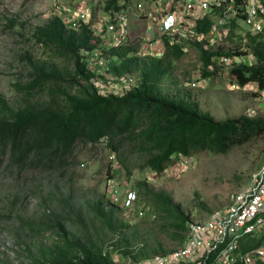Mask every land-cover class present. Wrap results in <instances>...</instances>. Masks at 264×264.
Returning a JSON list of instances; mask_svg holds the SVG:
<instances>
[{
  "label": "trees",
  "instance_id": "16d2710c",
  "mask_svg": "<svg viewBox=\"0 0 264 264\" xmlns=\"http://www.w3.org/2000/svg\"><path fill=\"white\" fill-rule=\"evenodd\" d=\"M121 1L130 0H106L105 9L116 7ZM7 20L12 22L9 18ZM212 23V19L206 17L200 20L198 27L201 31H208ZM239 25L235 19L226 41H233L238 35L239 40L233 42L241 44L246 41L245 50H240L241 45L234 49L220 46L213 50L205 49L201 44L195 46L202 63L201 73L205 77L217 74L220 66L214 59L220 55L234 56L251 51L257 58L256 64L239 65L232 73L242 87L256 83L258 89L264 91V31L244 36L237 34ZM34 37L52 47L53 57L58 62H51L48 58L35 59L27 52L22 56L29 67L26 80L14 84L24 95L23 104L14 108L1 99L0 163L8 154L7 169L18 168L20 171L32 166L59 171L66 176L69 159L78 143L96 144L106 138L128 174L131 173L129 163L122 152L127 140L134 142L136 150L144 157L143 169L162 173L174 164L177 154L183 157H193L203 151L225 154L234 146L264 134V117L251 118L245 114L217 120L201 107L199 98L190 89L174 93L166 91L164 81L173 71L175 61L187 53L180 47H167L159 58L137 55L139 42L113 49L112 53L123 58L112 72L121 75L137 71L141 80L127 93L102 95L90 82L86 62L81 56V49L95 45L89 25L70 28L61 16L52 15L36 28ZM61 61L62 68L55 69V64ZM69 64L72 66L70 70L67 69ZM210 65L212 69H208ZM137 186L152 207L143 219L163 218L162 229L178 239L182 246L190 231V214L166 190H156L146 180L137 181ZM68 197L75 201L79 199L72 194ZM78 205L77 202L67 203V209L69 212L80 211ZM87 206V216L81 217L78 212L70 220L71 224L66 215L48 214L53 219V226L48 227H56L59 241L48 248V258L35 264H116L113 247L119 243L121 250L135 260L170 251L159 245L150 249L149 244L139 242L135 250L127 246L129 241L123 229L130 224L120 217L124 209L111 198L103 200L100 195L94 196ZM85 221L101 225L114 236L117 233L122 236L111 244L112 248H107L89 231ZM82 229L83 233L78 236ZM263 242V238H247L241 247L247 250Z\"/></svg>",
  "mask_w": 264,
  "mask_h": 264
},
{
  "label": "rangeland",
  "instance_id": "374dc122",
  "mask_svg": "<svg viewBox=\"0 0 264 264\" xmlns=\"http://www.w3.org/2000/svg\"><path fill=\"white\" fill-rule=\"evenodd\" d=\"M55 1L57 0L0 1V114H3L2 98L14 108L24 102L23 93L14 85L26 80L29 71L23 55L28 52L35 59L48 58L51 62H58L53 57L52 47L34 37L36 28L52 17V11L57 6ZM72 1H76L73 7L70 4L73 10L81 7L91 9L92 22L98 21L106 2ZM7 18L12 22H8ZM238 22L240 28L237 34H243L246 25L242 19ZM143 32V24L137 23L134 37H139ZM226 39L217 40L211 45V49L220 46L234 49L237 45H241L240 50L247 48L244 40L241 44L233 42L239 40L238 35L233 41ZM246 54L251 58L255 56L251 51ZM62 65V61L55 64V69L62 68ZM67 69H72L71 64ZM201 69L199 51L193 47L180 60L175 61L173 71L164 81L166 91L174 93L184 88L190 89L199 98L201 107L210 111L217 120L238 118L251 110H254V117H264V91L259 90L256 83H249L238 89L232 88L225 75L226 69L220 67L219 72L208 76L204 84L192 86L191 82L202 74ZM118 76L120 74L109 70L105 79L114 82ZM111 151L106 139L96 144L78 143L69 159L66 176H62L59 171L32 166L20 171L18 168L7 169V154L6 159L0 163V264H35L42 258H48V248L59 241L56 227H48L53 226V219L48 214L56 212L66 215L69 223L78 212L81 217L87 216V203L91 197L100 195L103 200L109 199L110 181L113 178L123 181L121 184H124V188L137 189V181L146 180L156 190H166L175 202L181 204L190 214L189 224L206 219L213 211L231 204L234 195L248 188L253 176L262 169L264 134L243 145L234 146L225 154L200 152L193 156V165L183 173L178 175L175 167L169 166L168 172L158 174L156 178L149 177L153 170L143 169L141 166L144 164V157L136 150L134 142L127 140L122 147L130 174L110 162ZM120 193L122 194V190ZM69 194L79 197L78 201L68 197ZM65 202H77L81 210L69 212ZM120 217L130 224L123 232L129 241L127 246L134 250L138 242L149 244L150 249L157 245L166 250L181 246L178 239L162 229L161 217L133 220L123 211L120 212ZM85 223L89 231L107 248H112L111 244L122 236L120 233L114 236L92 221ZM76 225L82 228V225ZM82 233L83 229L77 234L81 236ZM113 250L116 264H136L151 258L145 256L135 260L121 250L120 243Z\"/></svg>",
  "mask_w": 264,
  "mask_h": 264
},
{
  "label": "built area",
  "instance_id": "2783aa9c",
  "mask_svg": "<svg viewBox=\"0 0 264 264\" xmlns=\"http://www.w3.org/2000/svg\"><path fill=\"white\" fill-rule=\"evenodd\" d=\"M54 3L57 6L52 14L61 16L68 27L77 29L87 24L93 29L95 45L82 49L81 54L90 74V82L102 95L127 93L137 87L141 80L137 72L122 74L114 82L105 79L109 70L118 66L123 58L111 53L112 49L139 42L140 48L136 54L151 58L161 57L167 47H180L187 52L201 44L205 49H211L214 42L228 36L235 19L244 21V36L264 31V0L121 1L110 9L104 6L96 22L90 19V8L72 9L76 1L57 0ZM206 17L212 19V26L208 31H201L198 23ZM139 22L143 24L144 32L134 37V28ZM214 60L226 69L229 84L236 89L241 85L232 73L233 68L257 62L255 56L251 58L247 54L220 55ZM212 68V65L208 67ZM206 79L200 74L191 85L199 86ZM247 116L254 117V110L248 112ZM109 159L115 167L123 169L114 151H111ZM192 165L193 157L178 155L171 167H175L179 175ZM169 169L162 173L153 171L149 177L156 178V175ZM122 182L115 178L110 181L109 198L124 209L127 217L133 220L145 217L151 212V205L141 196L139 189L124 188ZM247 238L264 239V166L253 176L248 188L234 195L231 204L218 208L206 219L191 223L182 246L136 264H264V242L243 250L241 243Z\"/></svg>",
  "mask_w": 264,
  "mask_h": 264
},
{
  "label": "clouds",
  "instance_id": "9594fccd",
  "mask_svg": "<svg viewBox=\"0 0 264 264\" xmlns=\"http://www.w3.org/2000/svg\"><path fill=\"white\" fill-rule=\"evenodd\" d=\"M93 30V29H92ZM116 49V48H115ZM82 50V49H81ZM113 50V49H112ZM111 50V51H112ZM112 53V52H111ZM114 54V53H113ZM81 56H82V54H81ZM143 57H146V56H143ZM82 60H83V56H82ZM113 69V68H112ZM112 69H111V71H112ZM132 72H137V71H132ZM128 73V72H127ZM137 73H139V72H137ZM122 75V74H121ZM113 151V150H112Z\"/></svg>",
  "mask_w": 264,
  "mask_h": 264
},
{
  "label": "crops",
  "instance_id": "0c3cea01",
  "mask_svg": "<svg viewBox=\"0 0 264 264\" xmlns=\"http://www.w3.org/2000/svg\"><path fill=\"white\" fill-rule=\"evenodd\" d=\"M244 29H245V28H244ZM244 29H243V30H244ZM241 87H242V86H241ZM149 204H150V203H149Z\"/></svg>",
  "mask_w": 264,
  "mask_h": 264
}]
</instances>
